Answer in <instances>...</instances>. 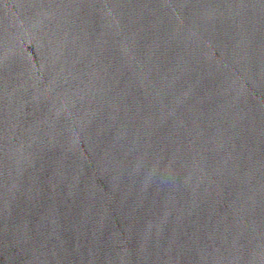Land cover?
I'll use <instances>...</instances> for the list:
<instances>
[{"label":"water","instance_id":"water-1","mask_svg":"<svg viewBox=\"0 0 264 264\" xmlns=\"http://www.w3.org/2000/svg\"><path fill=\"white\" fill-rule=\"evenodd\" d=\"M0 264H264V0H0Z\"/></svg>","mask_w":264,"mask_h":264}]
</instances>
